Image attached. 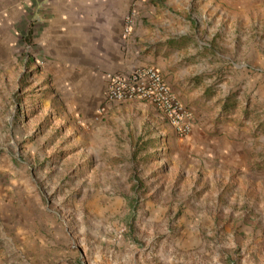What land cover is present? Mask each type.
Returning <instances> with one entry per match:
<instances>
[{
	"label": "rangeland",
	"instance_id": "1",
	"mask_svg": "<svg viewBox=\"0 0 264 264\" xmlns=\"http://www.w3.org/2000/svg\"><path fill=\"white\" fill-rule=\"evenodd\" d=\"M173 24L181 36L140 55L163 67L194 111L197 127L188 137L137 102H100L93 119L60 118L62 106L31 133L25 123L37 105L31 92L23 96L17 88L16 67L32 54L14 41L5 61L0 58V96L3 65L14 78L8 86L14 128L20 118L30 133L29 143L20 140L0 153L9 152V172L17 182L27 175V186L56 221L55 233L41 235L55 239L43 264H94L99 252L115 260L107 264H264V4L250 8L251 36L240 47L224 32L212 36L205 24ZM252 42L259 44L252 48ZM103 105L107 111L99 115ZM210 138L238 148L236 158L215 155L202 140Z\"/></svg>",
	"mask_w": 264,
	"mask_h": 264
},
{
	"label": "crops",
	"instance_id": "2",
	"mask_svg": "<svg viewBox=\"0 0 264 264\" xmlns=\"http://www.w3.org/2000/svg\"><path fill=\"white\" fill-rule=\"evenodd\" d=\"M263 1L0 0V58L5 61L14 41L32 54L30 62L24 60L17 65L16 85L19 88L20 84L23 96L31 92L27 97L37 105L34 117L25 123L34 133L42 118L54 115V110L62 106L65 112L60 118L78 113L92 118L100 102L109 104L107 76L152 66L147 62L154 58L149 56L143 61L145 57L140 52L181 36L173 24L175 20L205 24L212 36L224 32L229 34L232 47L242 46L251 36L246 26L249 10L260 7ZM143 19L151 28L154 26V32L143 26ZM256 44L252 42L251 47ZM1 69L6 86L0 96V111L4 112L0 118V150L26 140L30 134L28 128H20V118L14 128V116L8 109V86L14 78L3 65ZM167 81L171 86L168 78ZM136 104L152 107L143 102ZM102 107L107 111L106 105ZM202 140L214 148L215 155L226 151L224 157L232 160L238 154L233 145L223 146L211 138ZM34 143L30 148L38 150ZM4 152L0 153V264H12L17 259L24 264H43L54 251L55 239L50 241L41 235L45 230L56 232L55 218L42 207L40 194L27 186L25 173L16 181V174H11L14 168L10 169L9 152ZM93 260L94 264L115 262H108L101 252Z\"/></svg>",
	"mask_w": 264,
	"mask_h": 264
},
{
	"label": "built area",
	"instance_id": "3",
	"mask_svg": "<svg viewBox=\"0 0 264 264\" xmlns=\"http://www.w3.org/2000/svg\"><path fill=\"white\" fill-rule=\"evenodd\" d=\"M129 29L132 30V25ZM107 84L106 99L109 104H148L158 112L163 122L182 137L190 136L197 127L194 111L184 104L156 66L136 67L130 72L109 74ZM105 113V107L98 110L99 115Z\"/></svg>",
	"mask_w": 264,
	"mask_h": 264
}]
</instances>
